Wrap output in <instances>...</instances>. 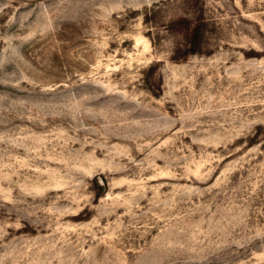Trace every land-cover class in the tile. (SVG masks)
<instances>
[{
	"label": "rangeland",
	"instance_id": "obj_1",
	"mask_svg": "<svg viewBox=\"0 0 264 264\" xmlns=\"http://www.w3.org/2000/svg\"><path fill=\"white\" fill-rule=\"evenodd\" d=\"M0 264H264V0H0Z\"/></svg>",
	"mask_w": 264,
	"mask_h": 264
}]
</instances>
